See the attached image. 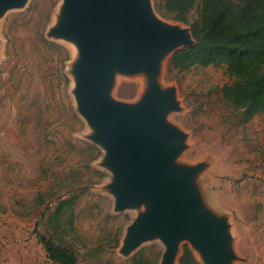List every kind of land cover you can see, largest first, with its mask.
<instances>
[{
	"label": "rangeland",
	"instance_id": "374dc122",
	"mask_svg": "<svg viewBox=\"0 0 264 264\" xmlns=\"http://www.w3.org/2000/svg\"><path fill=\"white\" fill-rule=\"evenodd\" d=\"M60 1L27 0L0 14V264H53L35 224L70 244L82 263L158 264L159 239L141 242L128 255L119 251L134 216L114 208L106 185L111 173L99 163L103 149L77 109L68 70L72 47L48 32ZM149 1L160 19L188 30L201 15L200 0L186 21L164 11V0ZM170 56L160 81L175 88L177 109L168 117L187 134L176 160L205 165L204 199L229 217L231 264H264V111L246 114L222 96L221 86L230 81L224 66L180 72L169 67ZM142 85L141 77L115 69L109 94L134 102ZM64 198L72 204L57 219Z\"/></svg>",
	"mask_w": 264,
	"mask_h": 264
},
{
	"label": "water",
	"instance_id": "95a60500",
	"mask_svg": "<svg viewBox=\"0 0 264 264\" xmlns=\"http://www.w3.org/2000/svg\"><path fill=\"white\" fill-rule=\"evenodd\" d=\"M26 2L0 0V14ZM48 32L74 47L68 70L77 109L103 149L99 163L111 173L114 208L133 212L119 251L159 239L158 264H179L186 242L202 264H231L229 217L204 199L205 165L176 160L187 134L168 117L177 109L175 88L160 81L167 55L196 42L191 27L160 19L149 0H61ZM115 69L142 78L136 101L109 94Z\"/></svg>",
	"mask_w": 264,
	"mask_h": 264
},
{
	"label": "trees",
	"instance_id": "16d2710c",
	"mask_svg": "<svg viewBox=\"0 0 264 264\" xmlns=\"http://www.w3.org/2000/svg\"><path fill=\"white\" fill-rule=\"evenodd\" d=\"M196 0H164L162 9L175 19L187 20ZM201 15L191 22L196 42L176 49L169 67L186 71L193 66L222 65L230 81L221 86L222 96L246 114L264 111V0H200ZM61 199L54 214L70 207ZM70 214L72 209H70ZM34 231L53 264H86L78 260L65 240ZM180 264H197L189 247L183 245Z\"/></svg>",
	"mask_w": 264,
	"mask_h": 264
},
{
	"label": "bare ground",
	"instance_id": "6f19581e",
	"mask_svg": "<svg viewBox=\"0 0 264 264\" xmlns=\"http://www.w3.org/2000/svg\"><path fill=\"white\" fill-rule=\"evenodd\" d=\"M73 48H74V47H73ZM73 51H74V50H73ZM142 86H143V85H142ZM140 87H141V86H140ZM141 88H142V87H141ZM141 88H140V89H141ZM141 90H142V89H141ZM140 93H141V92H140ZM207 201H208V200H207ZM212 206H213V205H212Z\"/></svg>",
	"mask_w": 264,
	"mask_h": 264
}]
</instances>
